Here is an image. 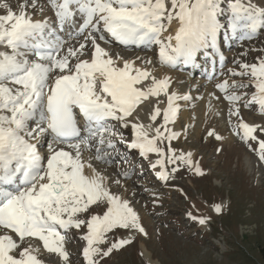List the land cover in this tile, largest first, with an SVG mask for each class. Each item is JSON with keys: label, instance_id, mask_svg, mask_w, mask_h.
<instances>
[{"label": "snow or ice", "instance_id": "obj_1", "mask_svg": "<svg viewBox=\"0 0 264 264\" xmlns=\"http://www.w3.org/2000/svg\"><path fill=\"white\" fill-rule=\"evenodd\" d=\"M222 32L249 43L208 93L201 143H223L214 117L226 110V129L264 162V47L254 46L264 43V0L0 3V264H107L138 236L150 238L134 185L121 187L122 165L135 153L164 186L205 175L186 147L194 125L181 119V104L196 98L175 88L172 72L199 68L198 57L223 69ZM113 44L144 46L156 59L137 64ZM255 106L260 119L247 122L244 110Z\"/></svg>", "mask_w": 264, "mask_h": 264}, {"label": "rangeland", "instance_id": "obj_2", "mask_svg": "<svg viewBox=\"0 0 264 264\" xmlns=\"http://www.w3.org/2000/svg\"><path fill=\"white\" fill-rule=\"evenodd\" d=\"M3 2L7 0H0ZM225 38L221 34V50L227 53L223 69L218 58L212 65L209 60L198 57L199 68L180 67L172 72L175 88L184 94L190 91L196 98L192 105L181 104V119L186 127L194 125L188 128L186 147L195 151L205 175L184 174L174 183L164 186L157 184L153 174L142 168L138 155L129 154L128 162L122 165L129 179L125 182L122 173L121 187L134 185L131 192L136 193L135 207L150 238L138 236L133 244L105 258L107 264H150L143 255V247L150 259L159 264H264V162L226 129V110L222 120L214 117L225 136L223 143L206 137L201 143L209 104L202 105L203 99L199 97L204 98L205 92L213 90L215 82L227 78V68L235 67L232 61L241 58L249 43L238 39L226 42ZM254 46L264 47V43L257 41ZM108 47L114 49L116 55L136 60L137 64L143 59H156L153 51L144 46L124 49L113 44ZM255 55L253 52L246 59L252 61ZM255 109L252 113L244 110L247 122L259 121L258 106ZM175 128L183 131L179 124ZM217 147L222 148L219 153ZM120 150L125 151L122 147ZM142 172L143 178H138ZM112 190H117L115 184ZM217 204L222 208L220 215L214 212ZM189 213L211 217V223L208 227L194 224L188 219ZM81 244L78 237L70 241L74 255L79 253Z\"/></svg>", "mask_w": 264, "mask_h": 264}, {"label": "bare ground", "instance_id": "obj_3", "mask_svg": "<svg viewBox=\"0 0 264 264\" xmlns=\"http://www.w3.org/2000/svg\"><path fill=\"white\" fill-rule=\"evenodd\" d=\"M226 4V3H225ZM222 34L223 35H225L223 32H222ZM239 35H241V33L239 34ZM226 39V38H225ZM232 40V39H231ZM230 40V41H231ZM220 43H221V40H220ZM224 43V42H223ZM228 44V43H227ZM229 44L231 45L232 43L231 42H229ZM225 55L227 54L226 52L224 53ZM211 91V90H210ZM210 91H207V92H205L206 94H205V96H204V99H203V103H202V105L204 104H206V103H208V93L210 92ZM203 97V96H202ZM77 238V237H76ZM143 247V246H142ZM142 252H143V255H144V257H145V259L147 260V262H149L150 264H159V263H157V262H155V261H152L151 259H150V257H149V254L144 250V247L142 248Z\"/></svg>", "mask_w": 264, "mask_h": 264}]
</instances>
